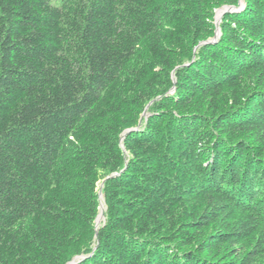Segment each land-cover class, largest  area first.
<instances>
[{
	"label": "trees",
	"instance_id": "1",
	"mask_svg": "<svg viewBox=\"0 0 264 264\" xmlns=\"http://www.w3.org/2000/svg\"><path fill=\"white\" fill-rule=\"evenodd\" d=\"M76 257L264 264V0H0V264Z\"/></svg>",
	"mask_w": 264,
	"mask_h": 264
},
{
	"label": "water",
	"instance_id": "2",
	"mask_svg": "<svg viewBox=\"0 0 264 264\" xmlns=\"http://www.w3.org/2000/svg\"><path fill=\"white\" fill-rule=\"evenodd\" d=\"M239 4H241V2H239ZM222 9V14L219 18H216L215 20V25H216V36L220 35V29H219V22L221 21L222 16L224 15V13L226 12H232V11H237L239 10V8L235 7V6H224ZM216 40V37L212 40V41H207V42H213ZM143 115H146V112H143ZM130 131V130H129ZM128 131V132H129ZM99 197L101 194V190L99 189L98 191ZM77 258V257H76ZM76 258H74L72 261L68 262L67 264H76V261H74Z\"/></svg>",
	"mask_w": 264,
	"mask_h": 264
},
{
	"label": "rangeland",
	"instance_id": "3",
	"mask_svg": "<svg viewBox=\"0 0 264 264\" xmlns=\"http://www.w3.org/2000/svg\"><path fill=\"white\" fill-rule=\"evenodd\" d=\"M50 1H51L52 4L57 5V4L59 3L60 0H50ZM220 9H221V8H220ZM220 9H217L216 12H217L218 10H220ZM215 14H216V13H215ZM213 39H214V38H213ZM204 43H205V42H204ZM99 188H100V183H99ZM99 199H100L99 213H98L96 219L98 218V216H99L100 213H101L102 218H101V220H100L101 222L99 221V224H100V223H103V221H104V219H105V218L103 217L104 203H103V211L101 212V202H104V201H103V195H102V194H100ZM99 224H96V225L98 226Z\"/></svg>",
	"mask_w": 264,
	"mask_h": 264
},
{
	"label": "bare ground",
	"instance_id": "4",
	"mask_svg": "<svg viewBox=\"0 0 264 264\" xmlns=\"http://www.w3.org/2000/svg\"><path fill=\"white\" fill-rule=\"evenodd\" d=\"M221 14H222V9H220V10H218L217 12H216V18H219L220 16H221ZM143 115V114H142ZM143 116H147V114L146 115H143ZM103 211V202H101V212ZM101 218H102V215H101V213H100V215L98 216V218L96 219V224H99V221L101 220ZM101 222V221H100ZM77 259V258H76ZM76 259L74 260V261H76Z\"/></svg>",
	"mask_w": 264,
	"mask_h": 264
}]
</instances>
